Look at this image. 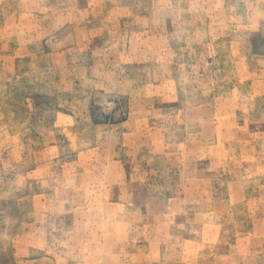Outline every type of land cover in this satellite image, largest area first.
<instances>
[{"label": "rangeland", "instance_id": "rangeland-1", "mask_svg": "<svg viewBox=\"0 0 264 264\" xmlns=\"http://www.w3.org/2000/svg\"><path fill=\"white\" fill-rule=\"evenodd\" d=\"M0 264H264V0H0Z\"/></svg>", "mask_w": 264, "mask_h": 264}, {"label": "crops", "instance_id": "crops-1", "mask_svg": "<svg viewBox=\"0 0 264 264\" xmlns=\"http://www.w3.org/2000/svg\"><path fill=\"white\" fill-rule=\"evenodd\" d=\"M192 244H194V245H198V246H201V245H203L201 242H197V241H193V242H191ZM190 254H192V252H190ZM232 253H228V254H225L224 253V255H223V262L222 263H230V257H232V256H230Z\"/></svg>", "mask_w": 264, "mask_h": 264}]
</instances>
